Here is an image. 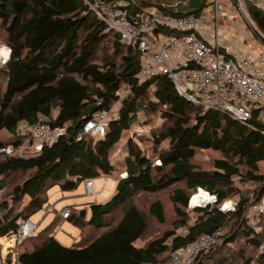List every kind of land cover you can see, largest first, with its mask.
Returning a JSON list of instances; mask_svg holds the SVG:
<instances>
[{
    "label": "trees",
    "instance_id": "1",
    "mask_svg": "<svg viewBox=\"0 0 264 264\" xmlns=\"http://www.w3.org/2000/svg\"><path fill=\"white\" fill-rule=\"evenodd\" d=\"M241 2L264 35V11L250 0ZM207 6L208 0H133L130 11L136 16L155 7L181 16ZM0 43L11 49L9 61L0 65V132L15 135L0 145L19 147L20 125H33L39 116L65 128L37 153L0 154V238L16 235L20 220L41 211L54 186L69 191L86 179L127 173L110 199L90 204L89 219L69 211V221L81 231L75 243L66 246L54 236L56 217L17 245L16 264H167L176 248L217 229L216 244L193 264H264V213L256 215L257 230L247 218L250 199L240 186H255L249 191L252 203L264 194V124L256 122L253 129L221 111H204L167 75L140 83V51L108 31L84 0H0ZM118 103L119 116L105 136L82 135L88 119ZM138 113L160 114L168 146H161L158 135L129 137L126 156L115 162ZM203 150L220 153L213 170L203 168ZM199 187L216 193L218 204L190 208ZM237 194L235 211L219 209ZM26 196L28 202L17 210ZM180 227L184 234L176 233ZM138 240L144 245L137 246Z\"/></svg>",
    "mask_w": 264,
    "mask_h": 264
},
{
    "label": "built area",
    "instance_id": "2",
    "mask_svg": "<svg viewBox=\"0 0 264 264\" xmlns=\"http://www.w3.org/2000/svg\"><path fill=\"white\" fill-rule=\"evenodd\" d=\"M250 1L264 11V0ZM84 2L106 24L108 31L116 32L122 43L140 51V83L158 74L167 75L183 97L204 111H221L253 129L257 128L256 122L264 124V44L257 40V46L255 43L250 46L235 41L220 29V22L229 20L224 11L233 17L246 19L251 25L241 0L238 4L234 1L225 4L222 0H208L204 12L181 16L155 7L144 9L133 16L130 11L133 0ZM235 4L237 10L234 9ZM167 31L175 33L169 34ZM10 54V47L0 44V65L9 61ZM119 93L123 96L125 91ZM118 111L116 108L97 111L84 124L82 135L105 136L111 122L118 118ZM64 133L65 128L53 126L43 116H39L35 124L20 127L23 142L19 147L0 145V154H34L45 145L56 142ZM155 163L160 164V159ZM125 176L126 173H123L122 177ZM85 182L88 194H95L93 179H86ZM2 194L3 190L0 189V199ZM251 199L247 218L254 221L256 215L264 213V194L257 202L252 203ZM218 202L216 193L199 187L191 195L189 207L212 208ZM237 204V201H224L219 209L233 212ZM68 216L69 212L65 211L63 217ZM18 224L15 246L39 233V225L31 219L20 220ZM220 235L221 230L217 229L176 248L167 264H193L202 250L216 244ZM263 252L264 246L261 249ZM13 253L17 255V250H13ZM0 264H4L1 255Z\"/></svg>",
    "mask_w": 264,
    "mask_h": 264
},
{
    "label": "rangeland",
    "instance_id": "3",
    "mask_svg": "<svg viewBox=\"0 0 264 264\" xmlns=\"http://www.w3.org/2000/svg\"><path fill=\"white\" fill-rule=\"evenodd\" d=\"M223 3L225 4H229L230 2H225V0H222ZM234 9L237 10L238 7L235 4ZM224 14H226L229 17V20H222L220 22V29L225 33L226 36L232 38L235 41H239V42H245L247 44H249L250 46H252L255 42H257V37L251 27V25L248 23V21L246 19H242L240 17H233L231 16L227 11H224ZM252 32V33H251ZM249 33H251V35H249ZM254 34V36H253ZM247 38V39H246ZM259 41V40H258ZM3 44V43H0ZM255 46H257V43H255ZM254 50L256 51V48H254ZM119 103L114 105L112 108H116L119 109ZM136 126H132V128L130 129L129 132H127L124 136V139L122 140L120 146L118 147L117 153L114 156V161L117 162L120 159H123V157L126 156V152L123 154V148L125 146V144L127 143L129 137H135L136 135H142L143 137H153L151 136L153 135H158L159 137L161 136L163 141L161 142V146H168V142L169 139L168 138H163L164 133L166 132L165 129V125H164V121L163 119L160 117L159 113H153V114H148V115H144L143 113L138 116L136 122L134 123ZM21 126V125H20ZM20 135V133H19ZM15 135H13L12 133H10L7 129H3L0 132V142L2 141H7L10 140L12 138H14ZM20 137L22 138V136L20 135ZM141 146V148H147L148 143L147 144H143L140 143L139 144ZM220 156L219 152L216 151H202L201 152V156L200 159L202 160V164H203V168L207 169V170H213L214 167L212 165V161L215 157ZM264 170V167H263ZM123 174V173H122ZM122 175L119 174L118 176L115 175L114 177H111L113 179H119ZM102 181V179H97L94 180V184H95V189L98 190L99 188V183ZM240 186L242 188V195L247 196L248 199L251 198L252 193H249V191L251 190V188H254L255 186L252 184V182H248L246 184H242L240 183ZM109 185L107 186L105 193H107L109 191ZM61 187L60 186H55L50 192V200H53V202H56L55 198L56 196L61 192ZM84 190L83 192L81 191V194L84 195ZM88 199H92V196L87 197ZM94 198V197H93ZM95 199V198H94ZM29 200V196L24 197V199L22 200V202L18 205L17 210L21 209L23 207V205H25V203H27ZM241 200V195L237 194L234 195L233 197L228 198L227 202L230 203H234V201H237L238 203ZM41 211L36 213L34 216H32V220L36 221L38 219V217L40 216ZM196 217V213L191 212V218L192 221L195 219ZM257 217L254 219V221H250L249 223L251 225H254V227L257 230H261V226H259L257 224ZM67 220L64 221V223L67 224ZM177 234H184L185 233V228L184 227H180L177 232ZM55 234V233H54ZM60 233L56 234L57 238L59 236ZM62 234V233H61ZM16 235H11L8 237H4V238H0V255L3 258V262L5 264L6 262V258L11 257L12 258V264H16V255L15 253H13V255L11 256L10 254L13 252V250H18V247L15 246L16 245ZM59 239V238H58ZM67 239V240H66ZM78 240V239H76ZM75 240V241H76ZM62 243L66 246H71L74 243L73 238L70 236H68L67 238H64ZM145 240H138L136 242L137 246H142L144 245ZM13 249V250H12ZM262 249V247H261ZM260 249V252H261Z\"/></svg>",
    "mask_w": 264,
    "mask_h": 264
},
{
    "label": "crops",
    "instance_id": "4",
    "mask_svg": "<svg viewBox=\"0 0 264 264\" xmlns=\"http://www.w3.org/2000/svg\"><path fill=\"white\" fill-rule=\"evenodd\" d=\"M24 125L25 123H22L20 127ZM122 151L124 154L125 147L123 148ZM126 176H127V173H126ZM97 179H102V181L99 183L98 190L95 189V184H94V180H97ZM97 179H93L94 190L96 192L93 195L88 194L85 180L82 181L79 184V186L74 190L64 191L61 189L62 191L55 198L56 202H53V200H50V194H49V192L55 186L52 189H50L48 192V195H49L48 203L41 210V214L38 217V219L34 221L39 225V231L45 229L48 225H50L56 219V217H59L60 222L58 226L56 227L54 236L56 237L57 236L56 234L60 233L58 236L59 239L56 237L59 241L70 236V238L71 237L73 238L74 243H75L77 241L76 239L80 238L81 231L76 225H74L72 222L69 221L68 217L67 218L63 217V213L65 211L69 212L71 210H76L77 212L82 213L83 210H86L85 218L89 219L91 217L90 204L93 202L103 203L107 201L108 199H110L112 195L115 193L117 183H118L117 179H113L109 176H102ZM108 185H109L110 190L107 193H105V190ZM56 186H59V185H56ZM83 190L85 192L84 195L81 194V191L83 192ZM90 196H92V199L87 198ZM30 219L32 220V217ZM66 220L68 221L67 224L64 223V221ZM60 242L62 243L63 241H60Z\"/></svg>",
    "mask_w": 264,
    "mask_h": 264
},
{
    "label": "water",
    "instance_id": "5",
    "mask_svg": "<svg viewBox=\"0 0 264 264\" xmlns=\"http://www.w3.org/2000/svg\"><path fill=\"white\" fill-rule=\"evenodd\" d=\"M236 4L239 3V0H233ZM251 23V22H250ZM252 29L255 33V35L260 39V41L264 44V35H262L255 27L254 25L251 23ZM81 215L83 217H86V210H83V212L81 213Z\"/></svg>",
    "mask_w": 264,
    "mask_h": 264
}]
</instances>
